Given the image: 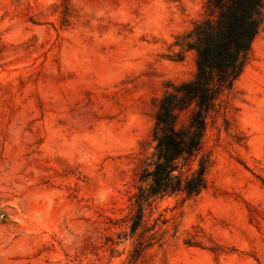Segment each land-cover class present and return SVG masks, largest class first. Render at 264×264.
Returning <instances> with one entry per match:
<instances>
[{"label":"rangeland","instance_id":"1","mask_svg":"<svg viewBox=\"0 0 264 264\" xmlns=\"http://www.w3.org/2000/svg\"><path fill=\"white\" fill-rule=\"evenodd\" d=\"M204 4L0 0V264H264V9L206 114V187L137 218L158 100L195 72Z\"/></svg>","mask_w":264,"mask_h":264},{"label":"trees","instance_id":"2","mask_svg":"<svg viewBox=\"0 0 264 264\" xmlns=\"http://www.w3.org/2000/svg\"><path fill=\"white\" fill-rule=\"evenodd\" d=\"M263 9L264 0H205L203 18L185 35L186 48L195 52V72L188 80L169 84L171 89L158 100L151 129L155 159L138 176L145 185L134 194L137 218L152 196L193 197L206 187L205 161L199 159L191 168L202 145L206 114L242 72ZM187 110V122L181 123L180 115ZM137 225L138 219L132 229Z\"/></svg>","mask_w":264,"mask_h":264}]
</instances>
